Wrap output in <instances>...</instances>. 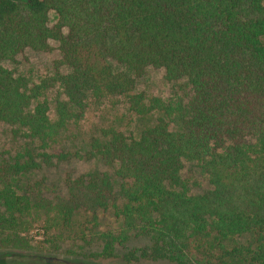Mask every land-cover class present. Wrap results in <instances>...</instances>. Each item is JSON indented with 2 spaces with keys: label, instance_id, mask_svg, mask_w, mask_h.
<instances>
[{
  "label": "trees",
  "instance_id": "16d2710c",
  "mask_svg": "<svg viewBox=\"0 0 264 264\" xmlns=\"http://www.w3.org/2000/svg\"><path fill=\"white\" fill-rule=\"evenodd\" d=\"M53 40L61 58L38 81L3 65ZM150 67L185 81L183 93L164 100L137 91ZM93 99L159 117L138 136L98 128L87 151H69L65 134ZM0 121L25 138L0 161L1 260L31 245L19 229L26 218L48 231L104 210L123 223L89 258L183 264L191 237L254 234L230 254L264 264V0H0ZM72 158L106 169L69 177V199L55 205L20 186L22 175ZM185 162L198 164L208 189L191 193ZM133 236L150 242L118 253Z\"/></svg>",
  "mask_w": 264,
  "mask_h": 264
},
{
  "label": "rangeland",
  "instance_id": "374dc122",
  "mask_svg": "<svg viewBox=\"0 0 264 264\" xmlns=\"http://www.w3.org/2000/svg\"><path fill=\"white\" fill-rule=\"evenodd\" d=\"M53 24L57 16L51 13ZM58 41H51L48 51L27 49L18 54L14 60H6L3 65L16 75H26L38 81L44 75L54 71V63L61 58ZM185 81L169 82L165 78V70L150 67L145 74L138 78L136 90L147 95L158 96L169 100L183 93ZM55 93L49 95L53 99ZM53 109V106H52ZM159 117L158 113L137 116L122 105H113L108 100H91L85 117L78 123H72L66 132L65 146L69 151L85 152L91 136L98 132V128L116 127L125 134L138 136L143 128L154 125ZM174 130L179 125L172 124ZM25 138L15 133V128L0 121V161L3 157L13 154L23 145ZM106 169L96 160L72 158L44 164L39 170L22 175L19 184L22 189H34L33 201L43 200L54 205L69 199L67 179L80 177L94 169ZM182 178L188 183L191 193H202L209 188L207 177L196 162H185L181 171ZM39 186H35L36 183ZM115 184L117 185V181ZM33 186V187H30ZM39 189L41 190L39 193ZM42 213V212H41ZM45 219V214H41ZM36 220V219H35ZM73 228H56L50 230L42 228L43 223L26 218L21 227L22 235L30 240L31 245L17 250V259L5 257L0 264H37L34 259L48 258L49 264H129L120 259L89 258L92 252H99L104 247L103 233L115 231L122 226V219L111 211L97 210L95 212L81 211L74 221ZM191 244L184 250L181 259L183 264H253L249 259L230 254L235 247L250 245L255 242L254 234H245L221 240L214 234L208 237H191ZM146 236H133L125 246L117 248L118 253L149 244ZM22 255V256H21ZM24 257H28L27 259ZM21 260H25L22 262ZM40 264V263H39ZM132 264H181L170 259L155 262L143 260Z\"/></svg>",
  "mask_w": 264,
  "mask_h": 264
}]
</instances>
